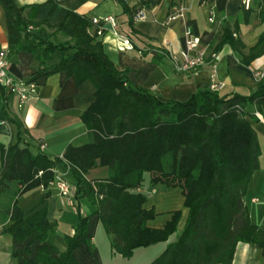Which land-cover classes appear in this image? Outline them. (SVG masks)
Returning <instances> with one entry per match:
<instances>
[{
  "label": "trees",
  "instance_id": "1",
  "mask_svg": "<svg viewBox=\"0 0 264 264\" xmlns=\"http://www.w3.org/2000/svg\"><path fill=\"white\" fill-rule=\"evenodd\" d=\"M124 9L123 0H116ZM8 33V54L26 51L38 60L32 79L64 71L79 84L90 80L94 100L81 114L88 142L68 145L58 158L33 154L17 141L0 145V195L8 199L2 215L10 225L2 233L11 238L15 264H79L74 249L86 243L88 216L77 208L78 220L72 235H64L66 249L59 251L49 240L56 227L46 207L24 211L18 198L36 188L47 189L55 179L54 168L63 163L72 178L75 200L87 199L95 206L113 253L130 258L135 249L173 242L150 264H231L238 242L256 244L264 252V230L251 223L244 195L253 173L259 168L260 149L247 111L264 107V77L248 96H220L217 90H197L187 101H161L145 89L134 87L125 71H119L104 53L90 19L47 0L24 5L0 0ZM31 27L32 29H28ZM64 38L55 42L52 36ZM229 44L248 64L264 53V33L244 54L243 45L224 30L218 50ZM60 52L57 63L46 65ZM249 118V119H248ZM107 168L103 179L87 180L95 167ZM145 174L151 185L179 187L188 209L180 232L175 211L163 228L147 226L153 209L142 208L146 198L138 192ZM49 194L42 195L43 205Z\"/></svg>",
  "mask_w": 264,
  "mask_h": 264
},
{
  "label": "crops",
  "instance_id": "2",
  "mask_svg": "<svg viewBox=\"0 0 264 264\" xmlns=\"http://www.w3.org/2000/svg\"><path fill=\"white\" fill-rule=\"evenodd\" d=\"M47 0H17L18 4L35 5ZM128 11H124L116 0H59L60 6L87 17L112 15L116 26L105 25L103 38L98 39L104 53L117 70L125 71L128 81L137 88L145 89L161 101H187L197 90L210 88L211 84H221L217 90L220 96L238 94L250 95L256 88L257 70L264 69V53L254 57L248 64L242 62L241 54L229 44L218 50L216 46L224 32L229 30L244 47L247 54L254 47L259 36L264 33V0H249V8L243 7V0H123ZM143 10L145 18L134 21L133 14ZM180 13L174 20L172 15ZM190 29L199 37L197 50L202 51L206 63L196 73L178 71L175 62L179 61V51L184 49V31ZM125 34L133 48L119 52L114 47L113 32ZM55 42L64 38L61 34L51 37ZM8 33L5 13L0 5V51L7 50ZM60 52L56 51L46 65L58 62ZM39 62L32 54L20 51L8 54V71L18 79L31 80ZM38 95L22 108H17L16 98L8 89L0 86V145L7 147L17 141L18 130L11 122L21 126L20 141L27 144L33 154L38 152L50 158L62 157L68 145L81 146L88 142L87 130L81 114L94 100L95 87L90 80L77 84L72 76L64 71L37 78ZM247 111L257 118L251 125L256 133L260 149L259 168L253 173L244 195L248 215L252 224L264 230V107L257 111L248 106ZM1 167V154H0ZM54 171L63 176L73 187L72 178L63 163H58ZM107 168L95 167L86 175L87 180L103 179ZM49 194L41 205V197ZM141 192L146 200L144 209H153L154 218L146 222L151 228L160 229L171 220L175 211H180L177 232H180L188 209L184 207V197L179 187L167 188L164 185H151L145 174ZM76 204L65 202L55 186L47 189L36 188L18 198L24 211L41 206L46 207L49 221L56 227L48 236L59 251L66 245L64 235H72L77 223V208L83 216H88L86 243L79 244L73 256L79 264H150L166 248L167 241L144 248L135 249L130 258L113 253L109 240L97 219L95 206L85 198ZM8 199L0 195V264H15L11 256V238L2 233L10 225L8 216L2 215ZM173 242V241H172ZM170 243V242H169ZM231 264H264V252L256 244L238 242Z\"/></svg>",
  "mask_w": 264,
  "mask_h": 264
},
{
  "label": "built area",
  "instance_id": "3",
  "mask_svg": "<svg viewBox=\"0 0 264 264\" xmlns=\"http://www.w3.org/2000/svg\"><path fill=\"white\" fill-rule=\"evenodd\" d=\"M243 7L249 8V0H243ZM180 16V13L172 15L168 18V21L174 20ZM145 18L143 10H137L133 14V20L138 21ZM94 35L97 39L103 38L106 29L105 25L109 24L112 27L116 26L114 16L107 15L103 17L90 18ZM28 29H32L28 27ZM114 47L119 52H125L133 48L132 42L129 37L120 32L114 31ZM200 39L194 35L190 29L184 31V49L179 51V61L175 62V68L178 71H185L196 73L198 69L206 63V57L202 51L197 50ZM216 54L211 55V59H215ZM8 51H0V86L8 89L12 95L16 98L17 108H22L30 100L34 99L38 95L39 84L35 80H23L18 79L10 74L8 71ZM255 76L258 79L264 77V69L257 70ZM221 84H211V90H218L221 88ZM50 186H55L58 189L59 196L67 203L76 204L75 201V189L74 187L63 178L61 175H55V179L50 182Z\"/></svg>",
  "mask_w": 264,
  "mask_h": 264
},
{
  "label": "rangeland",
  "instance_id": "4",
  "mask_svg": "<svg viewBox=\"0 0 264 264\" xmlns=\"http://www.w3.org/2000/svg\"><path fill=\"white\" fill-rule=\"evenodd\" d=\"M77 220H78V216H77ZM175 238H176V234H173V236L171 237V239H169L168 241H167V243H166V245L165 246H167V244L169 243V242H172V241H174L175 240ZM160 243L162 244L163 242H159V245H160ZM164 244V243H163Z\"/></svg>",
  "mask_w": 264,
  "mask_h": 264
}]
</instances>
